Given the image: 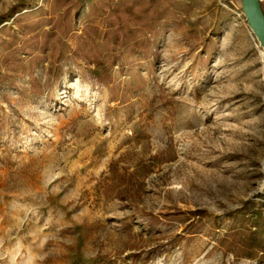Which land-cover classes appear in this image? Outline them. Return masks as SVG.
I'll return each instance as SVG.
<instances>
[{"label":"rangeland","instance_id":"374dc122","mask_svg":"<svg viewBox=\"0 0 264 264\" xmlns=\"http://www.w3.org/2000/svg\"><path fill=\"white\" fill-rule=\"evenodd\" d=\"M75 2L0 0V264H264V52L240 0H163L147 55L100 67L72 51L100 2Z\"/></svg>","mask_w":264,"mask_h":264},{"label":"trees","instance_id":"16d2710c","mask_svg":"<svg viewBox=\"0 0 264 264\" xmlns=\"http://www.w3.org/2000/svg\"><path fill=\"white\" fill-rule=\"evenodd\" d=\"M98 2H100L98 6L95 3L88 6L84 27L81 33L74 35L72 48L74 56L95 67L108 63L123 64L131 55L145 57L152 49L151 37L165 24L167 7L160 6L163 0H98ZM81 5V0H76L73 10L77 11ZM65 14L67 19L60 28V37L63 40L77 31L68 10ZM26 28L28 29L26 31L31 29L30 25ZM54 28L55 26L51 25L45 33L49 36L56 35ZM49 43L52 45L53 39ZM21 50L25 51L26 46ZM37 60L33 54L31 61ZM244 245V256L255 258L254 252L248 248L249 242H244Z\"/></svg>","mask_w":264,"mask_h":264},{"label":"water","instance_id":"95a60500","mask_svg":"<svg viewBox=\"0 0 264 264\" xmlns=\"http://www.w3.org/2000/svg\"><path fill=\"white\" fill-rule=\"evenodd\" d=\"M246 23L264 52V12L260 0H240Z\"/></svg>","mask_w":264,"mask_h":264}]
</instances>
